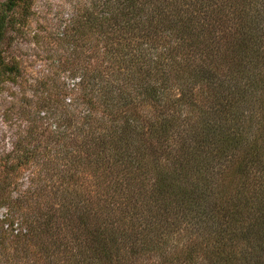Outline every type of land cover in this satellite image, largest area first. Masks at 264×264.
I'll use <instances>...</instances> for the list:
<instances>
[{
    "label": "trees",
    "instance_id": "16d2710c",
    "mask_svg": "<svg viewBox=\"0 0 264 264\" xmlns=\"http://www.w3.org/2000/svg\"><path fill=\"white\" fill-rule=\"evenodd\" d=\"M33 2L0 4V79L19 73L7 62L4 41ZM56 35L83 42L101 60L93 69H68L67 92L57 87L40 115L53 116L58 102L80 109L84 121L73 134L83 138L63 136L79 143L66 152L68 171L54 183L52 203L26 219L27 227L8 219L7 233L30 246H53L57 216L76 217L75 227L65 226L76 245L61 241L58 250L71 252L75 264H124L120 240L147 254L164 216L177 226L180 218L210 223L214 212L223 220L224 199L235 209L232 227H213L214 245L244 241L249 252L226 264H248L247 254L264 244V206L242 195L247 181L255 192L259 176L264 181V124L259 129L256 115L264 109V0H94ZM255 119L257 130L248 126ZM92 125L98 130L85 133ZM230 165L234 174H223ZM72 184L91 190L94 200L72 199ZM260 194L263 200L264 185ZM51 249L41 244L33 256L40 260Z\"/></svg>",
    "mask_w": 264,
    "mask_h": 264
},
{
    "label": "rangeland",
    "instance_id": "374dc122",
    "mask_svg": "<svg viewBox=\"0 0 264 264\" xmlns=\"http://www.w3.org/2000/svg\"><path fill=\"white\" fill-rule=\"evenodd\" d=\"M6 1L0 0V4ZM92 1L94 0H34L25 20L7 30L4 41L7 62L18 66L19 73L6 75L0 79V232L5 231L4 236H6L4 247L0 248V264H48L49 262L75 264V261L71 262V252L63 253L57 246L61 241L69 240L71 242L68 244L71 248L76 245L77 242L71 239L70 230L65 231L66 224L71 223V227H75L72 223L76 222V217L64 221L59 219L60 214L57 216V223L53 226L58 242L53 246L48 240L44 242L39 240L38 246H30L25 239L14 238L10 232L7 233L12 228L5 225V222L8 219L20 221L24 227H27L29 224L26 219L30 222L35 220L32 218L52 203L56 191L53 188L54 183H59L60 177L68 171L65 167L68 162L65 160L66 152L69 147H78L77 143H79L69 142L71 144L69 146L63 136L68 134L69 140L83 138V136L81 139L77 138L73 134L84 121L80 109L75 107L69 109L58 102V106L54 107L53 116L50 118L46 116L42 120L40 117L53 105L57 87L67 92L68 87L64 86V83H68V69H80L86 66L88 69H93L101 61L97 54L88 55L93 50L85 48L83 42L61 41L56 35L57 32H63L73 16L80 17ZM257 113L260 129L264 124V109ZM254 121L255 125H250L251 121H248V126L257 130L256 119ZM86 129L85 133L88 131L91 133L97 131L98 127L92 125ZM262 142L264 148V141ZM236 169L230 165L224 169L223 174L233 175ZM257 174L255 168L251 179ZM222 176L226 175L220 174V177ZM235 177L237 181L240 180V177ZM259 180V192H255V188L251 189L255 183L249 180L242 185L244 191L242 195L250 200L255 198L254 203L264 206V199L256 196L257 194L262 196L260 192L264 181L260 176ZM75 182L81 180L75 178ZM71 191L73 195L68 196L72 199L84 197L86 200H94L95 198L91 190L81 188L78 184H72ZM235 204L236 200L233 205ZM97 206L96 202L94 207ZM225 207L227 208L224 219H220L214 212V217L211 214L210 223L193 221L188 224L189 221L185 222L186 219L180 218L177 226L173 217L164 216L161 223L164 225L161 226V231L159 230L161 236L154 238L153 242L148 244L151 250L147 254L144 253L145 248L139 246L132 251L131 243H123L120 240L119 245L126 250V257L121 259V262L124 264H214V262L226 264L229 259L235 261L242 253L249 252L244 241H238L230 248H224L223 242L220 249L214 245L217 239L213 235L216 232L212 228L223 225L227 228L232 227L230 219L234 207L223 199L219 203L218 211ZM248 211L245 206L243 218L247 219ZM170 222L172 223L169 225ZM238 225L240 227L239 222ZM123 228L125 229L123 225L118 226L119 231ZM41 244L52 249L44 258L38 260L33 253L40 249ZM26 246L30 248L26 249ZM53 249L56 252H52ZM249 254L245 259L248 264H264V244L257 243V248Z\"/></svg>",
    "mask_w": 264,
    "mask_h": 264
}]
</instances>
